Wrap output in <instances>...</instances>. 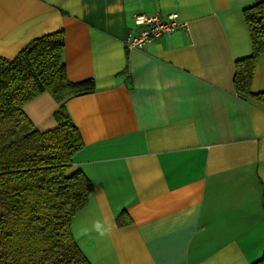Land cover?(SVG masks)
I'll list each match as a JSON object with an SVG mask.
<instances>
[{
	"label": "crops",
	"instance_id": "1",
	"mask_svg": "<svg viewBox=\"0 0 264 264\" xmlns=\"http://www.w3.org/2000/svg\"><path fill=\"white\" fill-rule=\"evenodd\" d=\"M263 0H0V55L64 29L65 101L84 146L70 172L93 184L73 219L91 264H253L264 253V102L240 98L235 62L252 54L244 10ZM180 14L187 31L127 49L134 15ZM251 90L264 93V54ZM44 92L25 106L57 126ZM122 217L130 223L121 224Z\"/></svg>",
	"mask_w": 264,
	"mask_h": 264
},
{
	"label": "trees",
	"instance_id": "2",
	"mask_svg": "<svg viewBox=\"0 0 264 264\" xmlns=\"http://www.w3.org/2000/svg\"><path fill=\"white\" fill-rule=\"evenodd\" d=\"M252 54L235 62L234 87L242 99L251 90L264 54V0L244 10ZM66 33L32 39L13 58L0 55V264H91L72 232L93 184L80 169L70 172L84 146L65 107L73 96L96 91L93 78L72 81L63 61ZM48 92L60 104L57 126L41 131L25 106ZM122 217L121 224L130 223ZM253 264H264L262 257Z\"/></svg>",
	"mask_w": 264,
	"mask_h": 264
},
{
	"label": "built area",
	"instance_id": "3",
	"mask_svg": "<svg viewBox=\"0 0 264 264\" xmlns=\"http://www.w3.org/2000/svg\"><path fill=\"white\" fill-rule=\"evenodd\" d=\"M134 24L137 27L135 33H130L125 45L127 49H144L154 40L172 35L180 31H187L188 21L181 18L177 12L167 15L160 13L146 14L139 13L134 15Z\"/></svg>",
	"mask_w": 264,
	"mask_h": 264
}]
</instances>
